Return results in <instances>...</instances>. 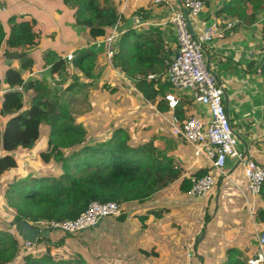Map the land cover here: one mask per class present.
I'll use <instances>...</instances> for the list:
<instances>
[{
  "label": "crops",
  "instance_id": "obj_1",
  "mask_svg": "<svg viewBox=\"0 0 264 264\" xmlns=\"http://www.w3.org/2000/svg\"><path fill=\"white\" fill-rule=\"evenodd\" d=\"M120 1L123 22L112 30L117 27V31L124 34L128 29L144 33L149 26L160 28L165 44L164 54L169 55L170 60L177 46L174 29L167 22L170 11L153 6L149 0ZM168 1L172 6L180 7L183 0ZM204 1L206 7L200 20L206 26H223L227 20L233 19L219 14L230 0ZM4 5L7 12L9 5L7 2ZM252 9L249 4V20H240L242 24L233 33L227 34L223 39H214L205 46V58L219 82L225 85L224 103L238 137L239 148L245 150L258 164L264 165V75L261 73L264 68V0L260 12L255 16ZM60 18L65 23L62 25V22L56 20L60 30L58 32L61 33L58 42L54 37L44 36L39 31L37 45L28 49V56L34 61L32 71L23 70L20 60L9 66L22 73L25 83L40 78L49 88L61 92L72 81L66 75L52 73V63H47L45 54L49 51L58 52L56 48L65 42H79L73 50L57 53L59 58L63 55L65 59L68 54H77V50L86 49L88 45L83 37L87 29L76 34L78 30L75 29L74 21L65 16ZM34 19L43 20L40 15ZM119 39L120 37L118 41ZM89 46H93V43ZM97 50L93 71L95 89L87 94L91 110L84 116H78L76 120L87 133L105 128L102 123L107 127L114 124V127L110 126L102 134L104 140L114 134L115 127L127 130L138 121L147 123L148 129L144 127L138 136L129 135L131 144L135 147L150 144L152 153L162 162L170 161L175 173L170 174L171 176L166 173L164 180L167 186L145 201L123 205L122 219L120 216L104 218L97 227L71 235V245L75 246L67 249L65 244L64 257L82 256L85 264H247L256 255L258 236L264 232V223L257 217L259 211H264L263 192L259 197L252 196L247 178L237 160H228L225 168L227 176H222L205 159H197L194 148L173 135L165 119L166 116L171 117L172 112L169 109L166 113L159 111L161 99L143 103L140 99L145 98L140 93L137 94L140 98L127 93L124 87L127 85L133 88L135 84L114 68L113 59L109 60L104 47ZM19 53L23 52L13 54ZM5 57L0 53L2 81L8 67L5 65ZM98 73L101 79L96 77ZM119 73L123 79L119 78ZM165 73L166 69L159 67L148 74L155 75V78L147 80L164 83ZM104 74L106 82L102 80ZM109 80L113 87H118L117 90L109 87ZM3 86L2 82L0 95L5 92ZM19 90L23 92L27 103L36 97L34 90L24 92L23 86H19ZM110 90H115V93ZM115 107L119 111H115ZM148 107H151L150 111L145 110ZM180 110H183L184 118L190 115L208 118L206 109L187 97L182 100L178 111ZM98 120L106 121H99V125L93 128L92 123ZM134 129L136 128H130L128 132ZM104 142L106 141H102ZM96 143L100 144V139ZM89 144L87 136L83 145ZM200 172L214 175L217 185L205 198L191 197L182 183L185 180L193 181ZM213 201L214 205L210 210ZM107 253L108 258L105 257Z\"/></svg>",
  "mask_w": 264,
  "mask_h": 264
},
{
  "label": "trees",
  "instance_id": "obj_2",
  "mask_svg": "<svg viewBox=\"0 0 264 264\" xmlns=\"http://www.w3.org/2000/svg\"><path fill=\"white\" fill-rule=\"evenodd\" d=\"M63 2L74 7L76 23L87 28L83 37L88 47L77 50L71 67L63 55L59 58L58 52L49 51L45 59L52 63V73L68 76L71 84L60 92L49 88L40 78L25 83L22 73L13 66L6 68L4 81L0 79V89L3 82L5 91L0 95V152H7L0 157V180L6 173L19 168L18 159L10 153L32 147L37 142L42 128L39 125L43 122L48 129L47 132L44 130L50 144L48 154L62 167L57 177H31L18 182H13L14 179L9 184L6 195L15 214L12 218L0 217V264H85L82 256L64 257L65 243L62 245L52 239L54 231L47 228V223L75 220L94 202H115L122 207L130 202H143L167 186L164 180L166 173L169 176L175 173L170 161L162 162L152 153L150 144L137 147L130 144V137L123 129H116L113 140L108 143H100L96 147L82 146L87 130L75 123L74 116H84L91 110L87 94L95 89L93 71L98 50L89 45L98 38H108L113 27L123 22L122 5L120 0ZM262 3L263 0H230L219 14L249 20L248 5L253 7L255 16ZM36 24L35 19L18 21L16 16L0 17V53L4 56L25 53L20 62L26 72L32 71L34 66L28 49L37 45ZM164 47L160 28L149 26L144 33L128 29L120 36L113 58L114 68L130 80L137 81L135 86L146 100L161 99L158 109L162 113L168 111L165 96L173 89L167 77L161 83L156 80L148 82L147 76L159 67L167 68L169 55L164 54ZM56 58L59 59L55 61ZM261 73L264 75V68ZM19 86H23L24 92L34 90L36 97L26 103ZM110 92L114 94L115 90ZM176 115L184 120L183 110L177 111ZM118 134L125 137L115 145L117 148L107 149L119 138ZM205 174L198 173L196 179ZM192 185L191 180L182 183L186 192ZM262 192L264 194V186ZM257 217L264 223L263 210ZM11 221H25L33 227L46 228L50 232L49 237L39 238L38 243L48 246L47 253L39 257L28 254L26 242L14 228L7 227ZM64 234L69 238L72 235Z\"/></svg>",
  "mask_w": 264,
  "mask_h": 264
},
{
  "label": "built area",
  "instance_id": "obj_3",
  "mask_svg": "<svg viewBox=\"0 0 264 264\" xmlns=\"http://www.w3.org/2000/svg\"><path fill=\"white\" fill-rule=\"evenodd\" d=\"M155 7L167 8L170 11L168 23L173 27L177 46L174 55L166 62V77L173 92L166 94L165 101L172 116L166 121L173 135L179 137L194 148L197 159H205L211 168L222 176H227L225 168L229 159L237 160L247 178L249 190L253 197L262 194L264 186V165L258 164L245 150L239 148V140L232 126L224 105L225 85L219 82L209 68L205 58V46L214 39H223L233 33L242 22L230 19L223 26H206L200 20L206 4L204 0H183L180 7L172 6L168 0H149ZM6 7L0 3V15ZM191 20L194 34L191 33L186 13ZM119 25V24H118ZM121 33L114 28L108 38L98 39L93 46L105 48L109 60L116 53V45ZM75 54H68V65L75 60ZM6 60V57L4 58ZM155 78L151 74L148 80ZM140 79V78H139ZM135 85L137 81H132ZM136 91V89L133 87ZM140 96H142L140 94ZM187 97L195 104L203 106L208 114L205 119L200 115H190L181 119L176 115L182 100ZM187 194L195 198H205L217 185L215 177L207 173L194 179ZM123 207L115 202H94L77 219L64 222L47 223V228L57 232L78 234L95 227L104 218L119 217ZM44 230L46 228H43ZM32 244L26 242V247ZM247 264H264V232L258 236V250Z\"/></svg>",
  "mask_w": 264,
  "mask_h": 264
},
{
  "label": "rangeland",
  "instance_id": "obj_4",
  "mask_svg": "<svg viewBox=\"0 0 264 264\" xmlns=\"http://www.w3.org/2000/svg\"><path fill=\"white\" fill-rule=\"evenodd\" d=\"M0 2L3 5L5 2H7V4L9 5L7 12L0 15V17H3L5 19L9 16H16L18 21L32 20L34 18H39V15H40L43 20H41V21L37 20L36 21L37 22V24H36L37 25V27H36L37 32L41 31V32H43L44 36L54 37L56 42H58L60 40L59 37L61 36L60 35L61 33L58 32L60 30L57 27V21L56 20L62 22V25H64L65 22H63L60 18L62 16H65L66 18L70 19V21H74L73 23L75 25V29L78 30V32H76V34H81L82 29H85V30L87 29L84 26H80L75 22L76 21L75 17H76L77 11H75L73 9L74 8L73 6H72V8L70 6H67L63 2V0H47V1H45V0H0ZM45 6H47V7L45 8ZM16 13H18V14H16ZM73 18H75V20ZM60 28L62 29L61 26H60ZM64 29H65V27H64ZM121 35H122V33H121ZM38 38H37V40H38ZM75 44H77V42L73 43L71 40L67 43L65 42V44L57 47L56 49L58 52L59 51L64 52L67 49L73 50L74 47L76 46ZM78 44H79V42H78ZM1 65H2V67H4V64H1ZM105 72H107V71L105 70ZM99 74L100 73L96 74L97 78H99ZM121 75H122L121 73L118 74L119 78L123 79V76L121 77ZM104 76H106V75L104 74L102 76V80H103V82H106V79ZM99 79H101V78H99ZM127 79L131 82L133 81V80H130L129 78H127ZM109 84H110L109 87H112L113 89H116V90L118 89L117 86H116V88L113 87L114 85L110 82V80H109ZM127 87H128L127 85L124 87V89L127 93L131 94V96L134 95L136 98H140L137 95L139 92H138L135 85H134V88L136 89V91L133 88H131L130 86L128 88ZM121 91L123 92L122 94H125V91H123V90H121ZM140 101L143 103L148 102V100H146V99H140ZM150 102L153 103L152 100ZM224 105H225V103H224ZM150 109H151V107H148L145 110L150 111ZM115 111H119V109L117 107H115ZM76 118H78V117L74 116L75 123L80 124V123H78ZM99 121L105 122L106 120H98V122L92 123V124H94V126L92 125V127L93 128L97 127L99 125ZM43 123L39 125V127H42V128H40V134H39V137L37 139V142L32 147L20 148L17 151L10 153L11 155H13L14 157H16L18 159L19 168L16 171L12 170V172L6 173L3 177V179L0 180V217L4 216L6 218H12L15 214V211L12 208H10L8 205L9 201H8V197L6 195L8 188H9V184L14 179L15 180L13 182H15V181L18 182V181L30 179L31 177H38V178L57 177V175H58L57 173H59L60 170H62V167L60 165H58L56 163L55 159L48 154L50 144H49L48 137L45 135V131L46 130L48 131V129ZM137 123H133V125L131 124L132 126L131 125L129 126L131 129L136 128L130 132H128L130 130V128L125 130L123 127L122 128L119 127V129L125 130L127 132V134L130 136L131 135L138 136L139 132H142L143 128L146 127L148 124L147 123L142 124L141 121H138ZM80 125H82V124H80ZM102 125H104L106 127L91 130L90 132L87 133L88 139H90L89 146L96 147L97 144H99V143H96V141H99V139H100V143H102V141H106V143H108V142L113 140L114 134L109 139H106V140L102 139V137H103L102 134L105 131H107L110 128V126L114 127L115 125L110 124L109 127H107V125L104 123H102ZM113 127H112V129H113ZM147 127L144 129H148ZM115 130H116V127H115ZM42 134H44V135H42ZM118 137L119 138H116L115 141L113 142V144L108 146L107 149L117 148L115 145L120 143L123 140V138L125 137V135L121 136L118 134ZM125 140L128 141L127 138H125ZM131 141L132 140L129 139L130 144H131ZM82 146H84V145H82ZM6 154H7V152L1 151L0 157L5 156ZM213 205H214V201L211 202L210 210H212ZM1 220H5V219L2 218ZM11 222H13V221H11ZM52 234H53L52 236H54V237H52V239H55L57 243L59 242L62 245H63V243H65L67 246L66 247L67 249L75 246V244L71 245V242H72L71 237L69 238L68 236L63 235L64 233L54 231ZM47 250H48V246L46 244L43 245V243H37V244L31 245L29 247L28 254L39 257L42 254H46ZM67 252H68V250H67ZM108 255H109V253L105 254V257L108 258Z\"/></svg>",
  "mask_w": 264,
  "mask_h": 264
},
{
  "label": "water",
  "instance_id": "obj_5",
  "mask_svg": "<svg viewBox=\"0 0 264 264\" xmlns=\"http://www.w3.org/2000/svg\"><path fill=\"white\" fill-rule=\"evenodd\" d=\"M185 13H186V17H187L188 27H189L191 33L194 34V29H193L191 20L188 17L187 12H185ZM24 56H25L24 53L10 54V55L6 56L5 65L6 66L12 65L15 61L21 60ZM97 225L95 227H97ZM7 227L8 228H14L16 230V232L18 233L19 237L23 241L30 242L32 245L37 244L39 241V238H41L43 236L45 238H48L49 234H50L49 231H46L42 228L33 227L32 225H30L29 223H27L25 221H21V222L13 221V222L7 224ZM95 227H92L91 229H93Z\"/></svg>",
  "mask_w": 264,
  "mask_h": 264
}]
</instances>
